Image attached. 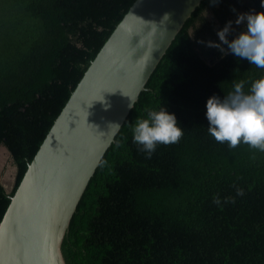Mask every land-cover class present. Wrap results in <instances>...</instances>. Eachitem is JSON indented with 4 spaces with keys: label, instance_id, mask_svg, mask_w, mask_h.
Segmentation results:
<instances>
[{
    "label": "trees",
    "instance_id": "obj_1",
    "mask_svg": "<svg viewBox=\"0 0 264 264\" xmlns=\"http://www.w3.org/2000/svg\"><path fill=\"white\" fill-rule=\"evenodd\" d=\"M132 1L0 0V144L15 164L10 190L0 183V219L55 116ZM250 11L264 12L261 0H200L185 19L78 199L60 243L65 264H264V152L216 142L205 116L210 96L222 99L240 80L247 91L264 69L199 42L219 43L216 33L228 21L233 39L246 29V22L234 23L237 14ZM163 107L184 135L146 158L132 126Z\"/></svg>",
    "mask_w": 264,
    "mask_h": 264
},
{
    "label": "water",
    "instance_id": "obj_2",
    "mask_svg": "<svg viewBox=\"0 0 264 264\" xmlns=\"http://www.w3.org/2000/svg\"><path fill=\"white\" fill-rule=\"evenodd\" d=\"M199 2L130 3L84 69L9 197L0 219V264H65L62 236L113 140L110 124L121 125L129 105Z\"/></svg>",
    "mask_w": 264,
    "mask_h": 264
},
{
    "label": "clouds",
    "instance_id": "obj_3",
    "mask_svg": "<svg viewBox=\"0 0 264 264\" xmlns=\"http://www.w3.org/2000/svg\"><path fill=\"white\" fill-rule=\"evenodd\" d=\"M215 2L218 3L219 0ZM261 6L264 7V0H261ZM165 17L168 18V15L165 14ZM245 22L246 29L231 40L228 35L235 29L232 28L233 21H228L216 33L219 43L199 42L218 49L222 56L230 52L258 69H264V12L238 13L234 23L241 25ZM129 107L131 108L130 105ZM205 116L208 133L216 142H227L230 149L243 143L251 149L264 152V76L251 82L247 91L245 81L240 80L234 82L233 90L222 99L210 96L206 101ZM110 125L113 126L114 134L119 131V124ZM183 135V129L178 126L175 115L167 112L164 107L159 111L147 110V118L136 119L132 126L133 142L140 146L146 158H151L158 144L178 143ZM119 146L117 142V147ZM236 194L243 195V189L238 188ZM213 202L217 205L221 203L219 197H215ZM225 202H229L227 198Z\"/></svg>",
    "mask_w": 264,
    "mask_h": 264
},
{
    "label": "rangeland",
    "instance_id": "obj_4",
    "mask_svg": "<svg viewBox=\"0 0 264 264\" xmlns=\"http://www.w3.org/2000/svg\"><path fill=\"white\" fill-rule=\"evenodd\" d=\"M203 14L207 18L211 17V11L208 9H205ZM0 155V181L5 188L8 189L12 185L14 179L15 164L13 163L11 155L2 144H0Z\"/></svg>",
    "mask_w": 264,
    "mask_h": 264
},
{
    "label": "bare ground",
    "instance_id": "obj_5",
    "mask_svg": "<svg viewBox=\"0 0 264 264\" xmlns=\"http://www.w3.org/2000/svg\"><path fill=\"white\" fill-rule=\"evenodd\" d=\"M1 156V155H0Z\"/></svg>",
    "mask_w": 264,
    "mask_h": 264
}]
</instances>
